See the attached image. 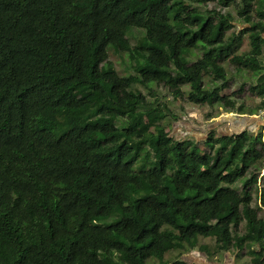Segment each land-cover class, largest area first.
Wrapping results in <instances>:
<instances>
[{"label":"trees","instance_id":"trees-1","mask_svg":"<svg viewBox=\"0 0 264 264\" xmlns=\"http://www.w3.org/2000/svg\"><path fill=\"white\" fill-rule=\"evenodd\" d=\"M210 1L247 26L198 8ZM130 28L143 30L134 46ZM263 46L264 0H0V264H184L165 253L210 255L200 237L264 264L262 131H211L201 150L135 87L233 111L228 62L258 75L256 111ZM110 51L135 73L115 71Z\"/></svg>","mask_w":264,"mask_h":264},{"label":"rangeland","instance_id":"rangeland-1","mask_svg":"<svg viewBox=\"0 0 264 264\" xmlns=\"http://www.w3.org/2000/svg\"><path fill=\"white\" fill-rule=\"evenodd\" d=\"M225 4L226 6H221L216 2L210 1L204 7L199 5L198 8L200 10L214 8L222 13H229V15L234 18L232 21L233 27L230 31L237 32L242 27L247 26L243 23L242 19L237 16L236 9L233 5H230L227 1H225ZM127 36L130 39V45L134 46L138 39L143 36V30L139 28H130ZM247 44V39L244 36L239 51H247ZM200 55L201 52L199 50H193L188 58L192 61ZM108 58L112 61L115 71L120 75L135 73L134 64L127 54L110 51ZM262 60L264 62V46ZM223 66L226 69L229 81L228 86L220 90V94L230 95L232 91L237 90L233 97L235 102L233 111H225L223 106H210L207 103L194 104L188 101L185 96L175 95L171 89L163 84L153 83L147 88L145 85L136 83L135 87L143 93L146 99L153 105L155 103L160 104L162 110L165 112V117L161 121V124L166 128L170 136L194 140L201 150H206L203 139L208 133L211 131L219 134L233 133L232 126H238V129L251 128L250 131L252 135L261 130L264 141V108L254 111V108L260 104V97L254 95L249 89L250 84L258 81V75L254 76L248 69L237 70L228 62H224ZM212 86H214V84L210 85L211 88ZM239 87L240 91L238 92ZM182 90L186 92L188 86H182ZM239 106L243 107L244 113L237 112ZM208 114L209 116H207ZM250 116L258 117L256 119L260 122L257 123L256 119L249 118ZM243 117L252 120H245V122H242ZM257 184L258 189L253 193V204L263 208L259 193H261L260 190L264 187V165L257 173ZM198 244L206 245L211 254L204 253L198 248L186 252L172 250L165 253L163 261L167 260L168 262H172L175 259H182L184 264H247L248 257L244 254V250L240 252L237 249L231 248L228 251L218 253L212 252L214 239L210 237H200ZM147 264H161V262H158L156 259H149Z\"/></svg>","mask_w":264,"mask_h":264},{"label":"water","instance_id":"water-1","mask_svg":"<svg viewBox=\"0 0 264 264\" xmlns=\"http://www.w3.org/2000/svg\"><path fill=\"white\" fill-rule=\"evenodd\" d=\"M249 118H255V119H256V118H258V117H256V116H252V117H251V116H250ZM245 120H252V119H247L246 117H243V118H242V122H245ZM256 122L259 123L260 121H259L258 119H256ZM237 127H238V126H236V127H235V126H232V130H233L234 132H237V131L242 130V129H238ZM230 134H232V133H230Z\"/></svg>","mask_w":264,"mask_h":264}]
</instances>
